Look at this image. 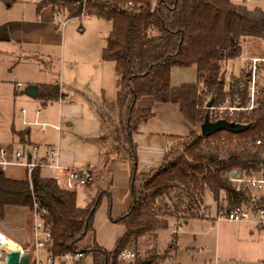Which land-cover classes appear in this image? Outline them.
<instances>
[{
	"label": "trees",
	"instance_id": "trees-1",
	"mask_svg": "<svg viewBox=\"0 0 264 264\" xmlns=\"http://www.w3.org/2000/svg\"><path fill=\"white\" fill-rule=\"evenodd\" d=\"M0 1L11 5L19 0ZM129 1L37 2L38 11L53 6L56 12L73 18L81 16L86 6L89 15L111 21L103 59L115 62L117 76L116 98L102 100L103 167L94 174L97 193L86 206L78 205V190H68L55 177L43 176L41 168L34 169L31 178L26 179L8 178L0 169V212L8 205L32 209L35 202L46 208L44 219L52 232L49 251L55 256L83 252L92 255L94 264H120L121 252L136 243L137 264H156V254L140 257L141 244L145 242L146 246V240L156 237L171 219L182 223L207 217L206 190L213 194L220 211L226 206L221 200L223 193L228 204L240 202L247 196L235 190L229 181L230 174H259L264 169V142L257 144L258 139L264 140V96L255 109L243 113L251 124L243 132L219 130L204 136L198 128L208 113L199 106V91L206 88L203 94H211L215 105L222 103L227 94L240 92L238 77L231 72L230 64L241 56L248 40L264 38V8L232 0H134L133 6H127ZM193 65L197 67V82L171 84L172 67ZM145 96L178 104L195 126L188 135L168 136L164 162L150 173L139 170L133 138L139 125L154 116L151 108L137 106ZM59 97L58 82L40 85L38 98L42 104ZM113 114L118 116L121 127L113 132L108 128L113 139L109 144L105 139L106 122L108 115L110 118ZM119 145L133 162V200L127 212L113 217L112 174L107 166L112 157L121 153ZM104 197L109 198L111 220L126 229L112 251L100 246L95 236L94 218ZM31 220L32 235V214ZM6 248L20 250V245L11 243Z\"/></svg>",
	"mask_w": 264,
	"mask_h": 264
},
{
	"label": "crops",
	"instance_id": "crops-1",
	"mask_svg": "<svg viewBox=\"0 0 264 264\" xmlns=\"http://www.w3.org/2000/svg\"><path fill=\"white\" fill-rule=\"evenodd\" d=\"M38 1L19 0L15 2V5L14 3L8 5L4 1H0V51L3 50V47H6L10 50L15 49L18 53H29L31 51L34 54L49 55L50 49L58 44H62L64 32L59 31L57 25L60 16L57 15L53 6L44 7L38 11ZM259 6L262 5L259 4ZM96 17L109 21L99 16ZM111 30L112 26L110 29H106V43ZM102 46L104 49L106 44ZM70 58L68 70L63 66L58 81L56 77L50 78L49 73H46L43 65H39L38 67L40 74H44L45 78H39L38 74L29 77L27 73L25 75V83L23 81H16L14 87L12 84L4 83L1 79L0 148H6L8 157L13 158L14 151L19 147L27 146L29 149L30 146L37 145L39 149L36 154H33V158L41 159L47 155L49 147L59 145L63 136H67L68 129H71L72 133L64 139L66 141L70 140L71 145L75 147L76 142L84 144L88 149L86 151L88 153L77 154L76 151H66L59 146L61 164L70 167L86 166L92 169L95 174V172L103 167V146L100 141L103 135L101 118L102 100L103 98L108 100L116 98V64L114 61L103 59L99 49L85 60L77 56ZM46 75H48L49 80H47ZM17 82H23L28 85L37 84L38 93L41 84L58 82L60 97L55 101L42 104L38 96L36 98L31 97L23 89L17 88ZM195 82H197L196 65L191 67H172L171 84L173 86ZM137 106L151 108L154 112V116L146 122H142L137 132L133 135L134 141L137 144L139 170L142 173H150L160 168L164 162L168 136L188 135L195 129V126L187 120L176 103L158 102L152 97L145 96L137 102ZM38 110H40V114H37ZM23 120L28 121L29 124H24ZM39 120L60 125L61 130H57L51 126L45 132H42L40 127L34 123ZM13 167V165H10L4 170L6 177L11 179L27 178L25 166H21L23 167L22 174H18V171ZM46 169L52 171L53 175L48 174L49 176L57 179L59 175L56 170L51 168ZM107 170L112 174L110 191L112 194L113 217H119L130 209L133 200L131 194L133 162L124 148H121L119 155L111 158ZM48 175L43 174L45 177H49ZM79 189L85 191L86 193L83 194L92 199L97 193L95 178L89 185L79 186L76 190ZM208 191L210 192V190H206L205 192L204 200L207 197ZM210 194L212 193L210 192ZM255 194L264 199L263 191H256ZM89 199H86L87 202H89ZM214 203L219 214L220 208L215 200ZM205 204L207 205L206 201ZM207 206L211 210L209 203ZM16 208L20 209V206H6V215ZM108 208L109 198L104 197L95 214L94 227L98 244L112 251L118 246L126 229L124 226L122 228L114 224L108 215ZM21 209L24 210H17L18 213L15 214L18 220L17 226L4 225V228L10 235H8L10 238L19 242H25L26 230L23 219L28 211L25 208ZM190 220L188 219L187 222ZM245 225L251 226L249 224ZM104 228L107 230H104ZM197 240L201 241L202 237H198ZM10 243L17 242L11 241ZM155 243L157 245V239H155ZM156 250V255L158 256L156 264H160V262L166 260L173 252L168 251L164 256L160 253L158 247ZM176 252L179 251L176 250ZM172 264L176 263L173 262Z\"/></svg>",
	"mask_w": 264,
	"mask_h": 264
},
{
	"label": "rangeland",
	"instance_id": "rangeland-1",
	"mask_svg": "<svg viewBox=\"0 0 264 264\" xmlns=\"http://www.w3.org/2000/svg\"><path fill=\"white\" fill-rule=\"evenodd\" d=\"M232 1L237 4H247L250 7L260 4L264 8V0L259 3L249 0ZM15 4L16 3H14V5ZM58 16H60L57 21L58 29L59 31L64 32L62 44H58L50 49L49 55L34 54L31 51H29V53H18L15 49H12V51L3 47V50L0 51V82H2V79L4 83L12 84L14 87L16 81H23L25 83V75L27 73L29 74V77L38 74L39 78H45L44 74H40L39 72V65H43L46 73H49L48 75L50 78L56 77V80L58 81L63 66L68 70V63L71 61L70 57L77 56L78 58L85 60L87 57L93 55L97 49H99L101 56L103 57L104 49L102 48V45L106 44V29H110L112 26L110 21L100 19L96 17V15H81L70 19L65 17V14L63 13ZM251 55L264 56V38L255 39L254 41L248 40L243 46L241 56L231 61V72H233L235 76L239 75L242 68V57ZM48 75H46L47 80H49ZM23 82L20 83L24 85L22 89L25 92V85L28 84H24ZM205 92H207L206 88L199 91V95L202 97L199 106L204 110H207L205 108L206 100L208 96L211 97V94L206 93L205 95L203 94ZM104 110L105 112H108L105 108ZM106 123L107 128L105 139L107 143L111 144L113 139L111 138L112 134L108 132V128L112 129L113 132L116 128H120L121 124L118 116L114 114L110 118L108 115ZM198 128L200 129V125ZM71 133L72 130L68 129L67 136ZM67 136L64 135L63 139H59V146L61 149L66 151H76L77 154L88 153L86 152L88 149L84 144L76 142L75 147L71 145L70 140L66 141L64 138ZM121 146L122 145H119L120 149L122 148ZM13 166V168L18 171V174L23 173V167L18 165ZM41 170L43 174H52V171L49 169L42 168ZM262 191L264 192V189ZM83 193L86 192L82 189L78 190V204L80 206H86L88 203L86 199H89V197H86V194ZM90 199L88 201H90ZM221 200L224 201L223 203H225V205L228 204L227 201L225 202V200H227V195L225 193L221 195ZM205 201L207 205L209 203V206L211 207V210L207 213V217L204 219L193 218L187 223L184 221L182 223H177L175 220L171 219L166 227H163L158 231L156 237H151L146 240V246L145 242L144 244H141L140 257L148 255L154 256V254L157 253L156 249L158 247L160 253L164 256L168 251H173L172 255L167 257L163 262H160V264H172L173 262L176 264H264V229L226 220L218 222L217 207H215L213 196L209 191ZM21 208H25V210L28 211L23 219V224L26 230L25 242H19L10 238V235L4 228V225L11 227L17 226L18 220L15 214L18 213L17 210H24ZM31 214V208L23 206H20V209H14L7 215L5 210L3 213L0 212V245L5 246L6 248V246L13 241L20 245V250H24L25 252H28L29 250L31 251L33 249V244L31 243ZM111 214L113 216V210L111 211ZM108 215L110 217L109 208ZM114 224L123 228L120 224ZM104 230L107 229L104 228ZM198 237H202V240L198 241ZM155 239H157V245ZM128 247L135 249L137 252L136 243H131ZM6 249L2 252L3 262L0 261V264H5V252L12 251ZM147 250L149 251L147 252ZM176 250L179 252H176ZM85 259L84 264H94L91 254L86 255Z\"/></svg>",
	"mask_w": 264,
	"mask_h": 264
},
{
	"label": "built area",
	"instance_id": "built-area-1",
	"mask_svg": "<svg viewBox=\"0 0 264 264\" xmlns=\"http://www.w3.org/2000/svg\"><path fill=\"white\" fill-rule=\"evenodd\" d=\"M261 2L263 0H249ZM134 0L127 2V6H133ZM57 12V15H60ZM81 15L90 16L84 6ZM242 68L240 70L237 81L239 93L227 94L224 101L220 104L208 103L212 101L211 97H207L205 108L207 115L211 121L226 119L230 122L246 124V118L243 113L250 112L258 106V102L264 96V56H244L242 57ZM16 87L22 89L24 85L20 82ZM205 89V88H204ZM245 99H243L244 97ZM25 111V110H23ZM40 114V110L37 111ZM24 124H29L23 120ZM42 132L48 127H54L61 130L60 125L49 122L35 121ZM263 139H258L257 144H263ZM39 147L32 145L28 149L27 146L19 147L13 153V158L8 157L6 148H0V167L5 170L10 165L25 166L27 177L31 178L32 172L36 168H51L58 172L57 181L59 184L68 189L75 190L79 186H87L94 180V171L89 167H70L64 166L60 162L59 145L49 147L47 155L41 159H34L33 154L38 152ZM233 173V172H232ZM229 176V181L233 184L237 192H244L246 198L240 202L227 204L224 210H221L217 216V221H230L245 223L264 229V199L255 194L256 191L264 189V169L259 174L249 173L240 174L236 172L233 176ZM31 213L33 215V249L28 251L31 256L30 264H84L86 255L83 252H77L72 255L65 253L60 256L53 255L49 248L52 245V232L50 226L46 223L44 215L47 213L46 208H40L37 202L34 203ZM25 252L24 250H21ZM120 264H137V252L131 247L125 248L119 256Z\"/></svg>",
	"mask_w": 264,
	"mask_h": 264
},
{
	"label": "water",
	"instance_id": "water-1",
	"mask_svg": "<svg viewBox=\"0 0 264 264\" xmlns=\"http://www.w3.org/2000/svg\"><path fill=\"white\" fill-rule=\"evenodd\" d=\"M25 93L31 97L36 98L38 96V85L30 84L25 87ZM212 105V101L208 103V106ZM251 127V124H241L230 122L226 119H220L217 121H211L209 116L206 115L204 121L200 124V131L204 136H209L219 130H228L231 132H243ZM233 176L236 172L232 173ZM186 222L188 220H185ZM31 256L28 252H22L21 250H14L5 252V264H30ZM143 264H150L149 261Z\"/></svg>",
	"mask_w": 264,
	"mask_h": 264
},
{
	"label": "bare ground",
	"instance_id": "bare-ground-1",
	"mask_svg": "<svg viewBox=\"0 0 264 264\" xmlns=\"http://www.w3.org/2000/svg\"><path fill=\"white\" fill-rule=\"evenodd\" d=\"M4 249H6L5 246L0 245V261H1V262H3V259H2V252H3ZM6 250H7V249H6ZM12 251H14V250H12Z\"/></svg>",
	"mask_w": 264,
	"mask_h": 264
}]
</instances>
